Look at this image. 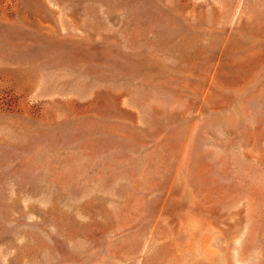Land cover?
I'll return each mask as SVG.
<instances>
[{"label": "rangeland", "instance_id": "obj_1", "mask_svg": "<svg viewBox=\"0 0 264 264\" xmlns=\"http://www.w3.org/2000/svg\"><path fill=\"white\" fill-rule=\"evenodd\" d=\"M0 264H264V0H0Z\"/></svg>", "mask_w": 264, "mask_h": 264}]
</instances>
